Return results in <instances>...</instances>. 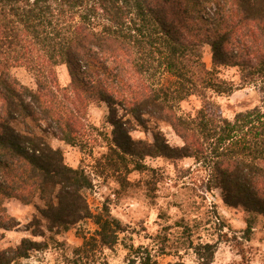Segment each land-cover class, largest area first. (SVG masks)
<instances>
[{
	"label": "trees",
	"instance_id": "obj_1",
	"mask_svg": "<svg viewBox=\"0 0 264 264\" xmlns=\"http://www.w3.org/2000/svg\"><path fill=\"white\" fill-rule=\"evenodd\" d=\"M204 47L211 67L198 80ZM61 66L65 85L56 72ZM15 67L31 73L35 89L11 74ZM225 68L245 74L259 104L232 119L203 108L183 113L180 105L200 89L233 93L218 81ZM102 105L112 137L103 138L109 143L98 164L122 186L126 175L148 170L146 158H192L227 206L264 218V0H0V230L17 225L7 201H38L27 227L32 236L59 235L91 220L97 230L84 238L83 252L117 243L121 223L106 208L98 214L89 208V175L67 165L47 139L83 149L97 131L89 110ZM117 116H131L152 141H134ZM160 123L181 146L168 143ZM39 248L22 239L0 250V264ZM193 252L197 264H213L216 246L199 244Z\"/></svg>",
	"mask_w": 264,
	"mask_h": 264
},
{
	"label": "rangeland",
	"instance_id": "obj_2",
	"mask_svg": "<svg viewBox=\"0 0 264 264\" xmlns=\"http://www.w3.org/2000/svg\"><path fill=\"white\" fill-rule=\"evenodd\" d=\"M202 53L204 66L196 69L198 80L211 67L209 47ZM56 72L59 82L67 84L65 67H58ZM11 74L24 86L36 88L33 76L24 67L12 68ZM218 81L233 86V93L200 89L180 105L181 111L188 114L203 108L212 117L232 119L259 104V92L247 84L245 74L237 68L221 69ZM106 113L104 105L90 108L88 121L97 131L91 132L83 149L50 134L47 139L53 148L62 150L67 165L81 167L89 175L92 186L85 193L89 208L93 214L106 208L121 223L117 243L111 248L88 246L83 252L84 238L94 237L97 230L91 220L59 235L44 230V237H34L27 227L37 214L39 202L23 205L9 200L7 212L17 225L11 231L0 230V250L16 247L25 238L40 245L28 258L12 264H197L193 250L199 244L216 246L213 264H264V218L227 206L222 190L194 159L146 158L148 170L126 175L124 186L112 172L102 170L98 159L107 153L109 143L103 138L112 137ZM117 118L127 123L134 141H152L151 133L137 127L131 116ZM149 125L152 130L153 124ZM158 127L171 146L182 145L169 126L160 123ZM246 221L252 224L249 231Z\"/></svg>",
	"mask_w": 264,
	"mask_h": 264
}]
</instances>
